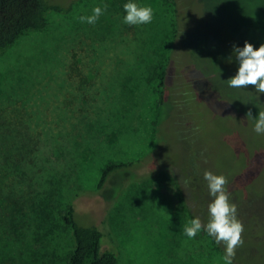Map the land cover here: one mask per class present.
Listing matches in <instances>:
<instances>
[{"label":"rangeland","instance_id":"rangeland-1","mask_svg":"<svg viewBox=\"0 0 264 264\" xmlns=\"http://www.w3.org/2000/svg\"><path fill=\"white\" fill-rule=\"evenodd\" d=\"M48 1L72 10L0 53V264H66L70 200L118 264H223L202 229L184 235L187 205L209 216L206 171L243 225L234 257L264 264V93L227 81L233 45L264 44V0H134L153 9L145 25L123 22L129 0ZM117 161L133 164L99 189Z\"/></svg>","mask_w":264,"mask_h":264},{"label":"trees","instance_id":"trees-1","mask_svg":"<svg viewBox=\"0 0 264 264\" xmlns=\"http://www.w3.org/2000/svg\"><path fill=\"white\" fill-rule=\"evenodd\" d=\"M172 4L177 5L176 0H172ZM72 6L73 3L63 6L48 0H0V53L12 45L24 32L45 28L47 15L50 11L67 13L72 10ZM167 76L166 64L162 73L159 74V98L157 101L159 106L166 103ZM132 164V161H117L108 164L101 173L98 188L101 189L113 173L127 169ZM196 206L197 204L194 205V207ZM187 207L191 212L192 219L199 218L194 213L192 205H187ZM61 214L62 220L70 230L73 239L72 248L66 257V264H118L116 251L105 246L103 230L94 223L84 224L80 222L79 213L72 200L66 204ZM199 219L202 225H205L209 216L206 214ZM202 230L206 233L203 228ZM208 237L212 248L224 255L225 245L223 242L217 243L214 237L209 235ZM233 264L245 263L234 257Z\"/></svg>","mask_w":264,"mask_h":264},{"label":"clouds","instance_id":"clouds-1","mask_svg":"<svg viewBox=\"0 0 264 264\" xmlns=\"http://www.w3.org/2000/svg\"><path fill=\"white\" fill-rule=\"evenodd\" d=\"M123 7L126 13L123 22L128 25H145L153 20V9L150 6H139L134 0H129ZM104 11L106 6L104 9L97 6L93 8L91 15L80 16L79 20L81 23L95 24ZM232 57L237 67L235 75L227 79L229 86L242 88L252 85L256 92L264 93V44L254 47L245 41L243 47L233 45ZM249 115L251 112L247 114ZM253 119L255 121L253 131L257 135H264V111L259 112ZM204 180L213 198L208 205V222L202 225L199 218L191 219L184 226V235L194 238L203 228L217 243L223 242L225 245V254L220 258L223 264H233L235 248L242 243L243 225L237 218L236 205L230 202V195L225 187L226 177L206 171Z\"/></svg>","mask_w":264,"mask_h":264}]
</instances>
